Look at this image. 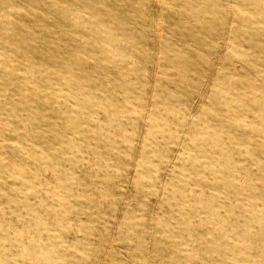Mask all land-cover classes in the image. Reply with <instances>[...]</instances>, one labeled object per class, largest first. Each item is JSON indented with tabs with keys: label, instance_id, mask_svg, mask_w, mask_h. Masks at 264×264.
<instances>
[{
	"label": "rangeland",
	"instance_id": "374dc122",
	"mask_svg": "<svg viewBox=\"0 0 264 264\" xmlns=\"http://www.w3.org/2000/svg\"><path fill=\"white\" fill-rule=\"evenodd\" d=\"M0 264H264V0H0Z\"/></svg>",
	"mask_w": 264,
	"mask_h": 264
}]
</instances>
